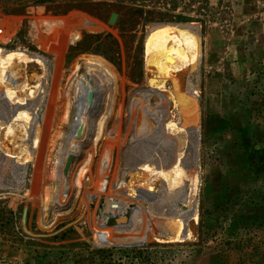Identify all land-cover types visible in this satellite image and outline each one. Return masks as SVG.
Returning <instances> with one entry per match:
<instances>
[{
	"label": "rangeland",
	"instance_id": "374dc122",
	"mask_svg": "<svg viewBox=\"0 0 264 264\" xmlns=\"http://www.w3.org/2000/svg\"><path fill=\"white\" fill-rule=\"evenodd\" d=\"M166 11L192 20H160L159 13ZM112 14L116 18L110 24ZM41 20H61L54 43L31 40V26H41ZM165 23L190 25L198 34V64L174 72L196 102L189 128L197 134V221L185 220L191 237L182 241L157 240L161 224L140 201L119 212L107 203L109 195L121 198L113 181L125 157L129 121L144 110L142 90L159 91L160 102H167L163 108L173 110L165 100L171 80L151 88L148 78L156 71L144 63L148 29ZM69 34H78L77 39L66 41ZM0 46L43 56L51 73L39 95L42 106L28 111L29 118L35 117L31 126L11 118L19 104L14 95L0 93V104L9 112L0 119V264H264V0H0ZM18 65L5 70L0 85H18L22 79L28 87L34 84L39 67ZM95 69L106 81L98 100L104 109L100 137L89 167L79 164L80 158L72 165L67 183L73 189L57 201L52 170L61 146L54 142H61L56 132L66 97L71 122L77 80L87 81ZM6 127L12 135L5 134ZM25 129L39 140L26 163L16 154L28 149V142L18 139ZM82 142L78 146L84 148ZM11 166L24 169L20 183L11 178ZM81 167L76 189L73 178ZM146 194L154 199L155 193ZM159 213L166 214V207Z\"/></svg>",
	"mask_w": 264,
	"mask_h": 264
},
{
	"label": "bare ground",
	"instance_id": "6f19581e",
	"mask_svg": "<svg viewBox=\"0 0 264 264\" xmlns=\"http://www.w3.org/2000/svg\"><path fill=\"white\" fill-rule=\"evenodd\" d=\"M41 26H31V40L39 44L44 40L43 38H46V41L50 42L53 39L54 43L57 40V31L61 28V20H47ZM40 28H42V31H40ZM43 33L46 36H52L47 38L42 35ZM77 35L67 36L66 41L74 42L77 39ZM197 35L195 27L183 24H154L148 29L144 41V63L147 66L154 67L156 75L154 76L153 73L152 77L148 78L147 84L151 88L155 85L158 86V84L161 87L164 82L162 79H170L172 90L167 99L164 98L173 104V110L168 112L167 108H163V104H167V102H160L161 99L163 100V94H159V91L154 90V92H150L152 90L141 89V95L144 98V110L139 116L132 117L129 121L132 130L125 136V142L122 145L125 157L119 165L120 168L115 175L114 181L112 180L114 182V192H117L119 195L121 194V198L116 206L117 211L113 212L121 211L131 201H140L148 209L149 213L156 214L155 219H157L158 224H161V228L158 227L161 230V235L160 238L157 237V240L160 241H182L190 238L191 233L187 229L185 220L192 219L193 221H197V210L193 199L197 191L199 175L198 170L194 168L195 164L191 166L192 156H188L191 151L193 152L194 142L197 140L196 132L191 131L189 128V124H193L196 118V102L191 98V95L189 96L190 88L186 86L182 89L174 75L176 69L183 67H188L187 70H189V67L194 69L198 64V59L195 56L199 49ZM45 44L48 46L49 42ZM18 64H35L40 69V74L35 77V82L31 87H28V83L24 79L18 85L11 84V81L0 85V93L3 94L4 91L7 98L14 95L13 99L19 104L12 109L11 118L15 120L20 118V124L22 125V119L25 124H29L32 120L34 122L35 117L29 118L28 111L30 109H32L30 110L32 112L38 111L39 107L42 106L43 96L39 95L45 93L51 73L48 71V60L43 56L36 53H28L25 49H21V47L6 49L0 46V79L5 74L6 69L11 71L13 68L15 69L19 66ZM94 71V76L90 77L87 81L82 79L77 80L74 93L76 109L74 110L75 113L71 122L68 121L70 99L68 96H65L67 101L66 107L63 110L62 121L56 132L61 142L58 143V139L54 142L61 146L58 151H55L57 153L54 157L55 162L52 170V176L57 180V187L54 191L57 201L62 196L67 198L68 193H71L70 189H73L67 183V174L70 172L71 167H74L72 165L80 158L79 164L88 165L89 167L93 161L94 151L100 137L104 109L101 107L103 103L98 105L100 104L98 100L102 99L99 98L100 91L106 81L98 70L95 69ZM6 80L9 81V77ZM13 89L16 92H13ZM23 91H26V93H23ZM105 94L107 95L106 92ZM5 110L6 113H9L7 112L8 108L0 104V119L6 115H4ZM174 110L176 113H174ZM29 126L31 125L29 124ZM23 127L28 126L24 125ZM65 127H67L66 130ZM10 128H5L7 131L6 135L13 134ZM28 131L25 129L23 130V136L18 135V139H21L22 142H28V149L25 146L24 148H20L17 153L13 151L16 154L21 153L20 159L24 163L33 159V150L38 148L39 143L37 134L33 135L32 133L31 135ZM22 137H26V139H22ZM81 140L83 141L82 146L84 148L78 146V141ZM81 152L84 153L81 154ZM83 168L76 169L73 178L77 183L76 189L80 186L78 181L81 178L80 174H82ZM10 170L11 178L20 183V172L21 170L24 171V169L11 166ZM98 188L102 191L104 183H101ZM166 189L169 193H166ZM149 192L155 193L153 195L154 199L146 194ZM110 197L109 195L107 198ZM107 203H110L108 199ZM42 207L44 208L43 202ZM165 207L166 214L159 213L157 215L158 211ZM183 208H186V210ZM109 210L111 211L110 208Z\"/></svg>",
	"mask_w": 264,
	"mask_h": 264
},
{
	"label": "trees",
	"instance_id": "16d2710c",
	"mask_svg": "<svg viewBox=\"0 0 264 264\" xmlns=\"http://www.w3.org/2000/svg\"><path fill=\"white\" fill-rule=\"evenodd\" d=\"M160 15H163L160 20H164L166 19L167 21H182V22H187V21H191L192 18L191 17H186L183 15H169L168 11L164 12V13H159ZM169 16V17H168ZM166 17V18H165ZM135 243H139L140 241V237H135L134 239ZM124 243H127V241H125Z\"/></svg>",
	"mask_w": 264,
	"mask_h": 264
},
{
	"label": "water",
	"instance_id": "95a60500",
	"mask_svg": "<svg viewBox=\"0 0 264 264\" xmlns=\"http://www.w3.org/2000/svg\"><path fill=\"white\" fill-rule=\"evenodd\" d=\"M115 18H116V15L112 14L110 19H109V23L112 24L115 21ZM170 24H175V23H170ZM196 146H197V141L194 142L193 152H194ZM195 157H196V155H195V152H194L193 153V157L191 158V166H193L195 164Z\"/></svg>",
	"mask_w": 264,
	"mask_h": 264
},
{
	"label": "built area",
	"instance_id": "2783aa9c",
	"mask_svg": "<svg viewBox=\"0 0 264 264\" xmlns=\"http://www.w3.org/2000/svg\"><path fill=\"white\" fill-rule=\"evenodd\" d=\"M109 202H111V205H110V209L113 210V211H117V205H118V201L117 200H113L111 198L108 199Z\"/></svg>",
	"mask_w": 264,
	"mask_h": 264
}]
</instances>
